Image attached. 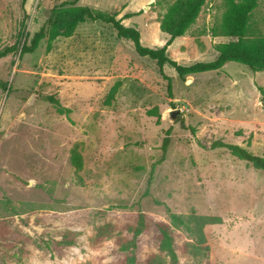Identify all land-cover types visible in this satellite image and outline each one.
I'll return each instance as SVG.
<instances>
[{
    "label": "rangeland",
    "instance_id": "1",
    "mask_svg": "<svg viewBox=\"0 0 264 264\" xmlns=\"http://www.w3.org/2000/svg\"><path fill=\"white\" fill-rule=\"evenodd\" d=\"M73 1L0 0V52L19 48L0 57V264H131L121 239L140 214L170 223L167 209L222 218L204 229L206 258L193 256L194 239L173 227L178 264H264V170L212 146L264 156V71L230 61L181 78L166 64L169 89L156 61L100 21L21 55L51 9ZM172 1L76 4L118 14L144 45L162 47L169 37L159 19ZM224 10V0H207L168 55L182 65L214 60V44L235 39L209 33ZM252 20L264 32V0ZM168 130L166 158L156 164ZM156 235L150 227L140 236L135 263L159 253Z\"/></svg>",
    "mask_w": 264,
    "mask_h": 264
},
{
    "label": "trees",
    "instance_id": "2",
    "mask_svg": "<svg viewBox=\"0 0 264 264\" xmlns=\"http://www.w3.org/2000/svg\"><path fill=\"white\" fill-rule=\"evenodd\" d=\"M27 0H23L24 5ZM77 1L63 2L51 9L49 18L43 23L38 31L34 33L31 40L22 45L21 55L34 52L41 44V41L47 38V48L51 50L53 42L59 37H72L78 26L86 21L103 22L111 25L119 38L130 40L138 55L149 57L156 61L159 70L164 73V66L170 65L175 69L181 78L187 75L202 73L206 71L220 70L227 62L234 61L248 66L253 71H264V32L253 25V13L258 7L259 0H224L225 10L220 18L209 29L212 37H232L234 40L228 42L215 43L214 48L217 56L214 60L207 62H196L191 65L179 64L168 55V47L173 41L181 36H185L192 25L197 21L207 0H173L167 7L164 14L160 16V30L168 35L166 43L162 47H149L142 43V36L137 26H126L123 19L118 18V14L94 9L88 5H77ZM132 16V15H127ZM19 50L14 45L0 52V57L10 52ZM169 80V89H171V79ZM116 87L110 93L114 96ZM262 91L263 89L260 88ZM51 101L58 106V110L66 113L70 109L64 108L58 99L50 97ZM194 131V130H192ZM170 130L164 137L161 149L162 154L156 164L163 162L166 158L170 145ZM214 148H227L234 156L241 160L251 163L255 168L264 170V156L255 154L247 148L238 144H229L222 141H216L212 145ZM72 162L80 170L82 168V158L80 154L73 152ZM154 170V169H153ZM170 217V223L162 221H152L147 219L144 214H140L137 223L129 228L131 238L121 239L120 249L131 253L130 263L137 264L135 250L138 247L140 236L150 227H154L157 232L156 242L159 253L151 254L146 264H178L179 255L173 235L174 228L184 229L194 243H191V253L195 257L206 258L209 255L210 247L207 244V238L204 229L207 225L222 223L219 216L202 215L196 212L190 214H178L167 209ZM74 239L68 240L73 244Z\"/></svg>",
    "mask_w": 264,
    "mask_h": 264
},
{
    "label": "water",
    "instance_id": "3",
    "mask_svg": "<svg viewBox=\"0 0 264 264\" xmlns=\"http://www.w3.org/2000/svg\"><path fill=\"white\" fill-rule=\"evenodd\" d=\"M188 83H190V81H187ZM180 113V110H174L172 112L169 113V116L171 118V120H176L177 115Z\"/></svg>",
    "mask_w": 264,
    "mask_h": 264
},
{
    "label": "crops",
    "instance_id": "4",
    "mask_svg": "<svg viewBox=\"0 0 264 264\" xmlns=\"http://www.w3.org/2000/svg\"><path fill=\"white\" fill-rule=\"evenodd\" d=\"M133 26H135V25H133ZM138 28V27H137Z\"/></svg>",
    "mask_w": 264,
    "mask_h": 264
}]
</instances>
